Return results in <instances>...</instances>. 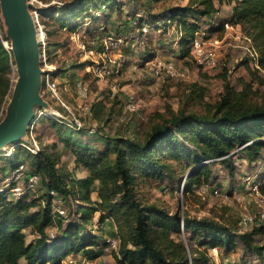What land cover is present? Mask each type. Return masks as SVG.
Wrapping results in <instances>:
<instances>
[{
	"label": "trees",
	"instance_id": "trees-1",
	"mask_svg": "<svg viewBox=\"0 0 264 264\" xmlns=\"http://www.w3.org/2000/svg\"><path fill=\"white\" fill-rule=\"evenodd\" d=\"M129 1L137 2L138 11L147 16L134 15L129 26L141 34L144 26L158 31L173 25L179 55L189 56L191 63L190 46L196 33L210 37L227 23L241 28L257 54L251 75L258 78L255 73H264V0H186L156 13L138 0ZM121 4L120 0H70L40 8L39 17L48 19L42 20L46 27L56 25L72 32L82 15L87 18L91 12L96 22L93 11L120 10ZM223 4L231 5V17L218 23L215 15ZM145 53L146 61L155 56L154 51ZM9 71V57L0 40V102L9 92ZM252 94L251 84L236 90L226 83L219 98L207 104L204 113L185 108L169 110L142 139L98 133L81 141L78 135L92 130L72 129L65 121L48 116L38 118L56 131L57 141L41 144L32 153L28 147L33 144L28 139L27 144H16L5 158L0 183L21 163L29 168L26 177L37 174L39 180L33 190L16 200L8 188L0 191V264H61L71 254L80 262H91L103 254L110 236L117 239V247L112 249L115 264H211L208 248L226 253L239 249L238 263L234 264H264V220L259 221L257 213L250 228L243 229L241 218L171 213L147 202L140 192L153 182L179 191L184 178L183 194H188L215 182L213 164L235 174L236 157L239 161L246 159L252 167L261 165L256 181L264 194V103ZM186 95L188 100L201 102L206 91L193 84ZM67 150L74 171L68 172L63 166ZM77 169L85 175L76 177ZM65 207L67 212L61 215L58 210ZM105 221L113 224V234L105 235V228L101 229ZM181 223L188 233L187 244L175 237L180 234ZM88 225L101 233L96 234Z\"/></svg>",
	"mask_w": 264,
	"mask_h": 264
},
{
	"label": "rangeland",
	"instance_id": "rangeland-1",
	"mask_svg": "<svg viewBox=\"0 0 264 264\" xmlns=\"http://www.w3.org/2000/svg\"><path fill=\"white\" fill-rule=\"evenodd\" d=\"M69 1L29 0V13L39 11L40 8L48 5H59ZM138 1L153 13L159 12L169 5L186 2V0H167L159 3L149 0ZM120 3H122L120 10L115 8L113 10L108 8L92 10L96 22L91 18V12L87 13V18L82 15L78 19L77 27L72 32L63 30L56 25L46 27L42 20L48 19L42 15L39 17L40 26L38 28L43 33L37 31L38 34L45 37L46 41L45 59L40 60V70L53 72V77L59 82L62 100L77 113L83 123L84 130H92L90 133H80L79 140L87 141L98 136V133L142 139L150 132L152 126L159 122L160 115L166 116L169 110L175 112L179 108H185L187 111L204 113L206 105L212 104L219 98L226 83L236 90H241L245 84H251L254 92L253 97L264 103V84L260 83V80H264V73H255L258 78L251 75L250 72L255 70L257 54L253 50L252 42L246 39L241 28L234 26L232 30H226L224 26L222 31L212 34L211 36L219 37L222 40L217 64L211 69H200L191 63L189 56L183 58L179 55L178 37L176 38V30L173 25L158 31L149 28L148 32L143 34L145 43L147 42L146 45L139 47L135 41L142 33L140 34L137 28L130 27L128 23L124 22H129L134 15L136 18L141 14H143L142 16L146 15L138 11L137 2L120 0ZM136 12L140 15L135 14ZM1 17L4 29L7 30L6 19L2 14ZM230 17L231 5L223 4L215 15V21L218 23L227 22ZM102 26L105 28L104 30H100L99 27ZM89 29L91 32H87ZM73 33L77 36L71 38ZM107 37L123 40L120 50L112 52L115 55H121L123 61L118 73L101 78L95 74V71H92V66L95 65L96 60L100 64L106 62V58L101 60L96 54L92 56L88 53V49L100 50L103 40ZM57 43L60 44V47L54 46ZM80 44H83L84 47L82 48ZM146 51L149 53L154 51V57H158L164 63L176 64L179 69L186 70L187 75L184 78L169 77L162 71L159 78L156 79L147 65L145 58L148 53L146 54ZM39 52H42V45H39ZM12 63L15 64L14 60ZM12 63L9 58L10 71L7 76L11 85L8 94L0 102V122L6 116L13 89L19 78L14 68L15 65ZM43 78L42 75L41 82H43ZM80 78L89 88L88 97L83 102L77 99L74 89L75 80ZM193 84L205 88L206 96L201 102L187 99L186 94ZM112 87H115V92ZM39 97L44 106L36 107L37 110L54 109L64 114L57 101L50 98L41 87ZM130 102L136 104L134 110L127 108ZM35 116L32 122L20 131V138L16 142L8 144L0 150V155H2L0 157V179L3 178L2 168L6 164L5 158L11 154L16 144H27L28 139L36 138L40 147L41 144L57 141L56 131L42 118L37 121ZM98 142L100 144V141ZM57 149L62 150V145L57 144ZM62 159L64 168L68 172L74 171L73 159L68 150L64 152ZM234 162L237 166L235 174L230 175L224 167L213 164L211 168L215 182L188 194H183L184 187L180 192L182 182L179 184V191L167 187L164 183L153 182L140 189L141 195L147 202L156 203L171 213L179 212L191 216H208L229 220L241 218L242 226L245 227L243 229H248L260 207L256 205L251 191L244 185V178L249 174L256 179L257 175L261 173L262 167L261 165L252 167L246 159L239 161L236 157ZM75 172L76 177L85 175L80 169ZM0 186H3V183H0ZM214 187L219 189L218 194L212 193ZM64 210L66 213L67 207ZM108 226L110 224L104 222L101 229L108 228ZM87 227L93 229L92 231L96 234L101 233L100 229L97 230L94 225ZM104 230L105 235H108L106 229ZM187 234L184 232L175 237L183 238L187 244V239H185ZM189 245L191 246L192 243ZM208 249L211 254V264L238 263L237 259L241 254L239 249L230 253H226L222 249H216V251ZM89 264H115L112 248L107 245L103 254L99 258L93 259Z\"/></svg>",
	"mask_w": 264,
	"mask_h": 264
},
{
	"label": "built area",
	"instance_id": "built-area-1",
	"mask_svg": "<svg viewBox=\"0 0 264 264\" xmlns=\"http://www.w3.org/2000/svg\"><path fill=\"white\" fill-rule=\"evenodd\" d=\"M29 1V0H28ZM31 16L33 18L36 31L39 30V11H32ZM136 22L133 21V24ZM168 24H170V21H167ZM100 30H104L105 28L99 27ZM226 30H232L233 26L230 24H225ZM149 30V27L144 26L142 28V35L139 36L136 39V44L139 47H142L145 45V39L143 34H146ZM41 30H39L40 32ZM139 31V29H138ZM43 33V32H40ZM77 34L73 33L71 35V38L76 37ZM0 40L2 42V45L7 52V55L9 56L11 63L14 60L13 56V50L10 39L6 35V30L4 29L3 25V19L1 17L0 13ZM38 44L42 45V52L40 53V60L45 59V37L40 36L38 39ZM94 42V41H93ZM123 40L122 39H113L111 37H107L103 40V45L100 50H94L93 48L88 49V53L92 56L95 54L98 56L99 59L103 60L106 58V62L100 64L99 61L96 60L95 65L92 66V71H95V74L98 77L106 78L110 77L115 73H118L120 70V66L122 64L123 58L121 55H115L112 52H115L117 50H120L122 46ZM222 45V40L219 37L210 36L206 37L205 33H196L194 36V39L190 46V55L192 62L198 67L202 69H210L216 65L218 54H219V48ZM44 46V48H43ZM80 46L83 48V44H80ZM15 65V64H13ZM147 65L152 70L153 75L157 78H159L162 71L165 72V74L169 77H182L184 78L187 75L186 70L179 69L176 64L172 62L164 63L162 62L158 57H154L153 59H150L147 61ZM16 66V65H15ZM14 66L15 70L16 67ZM42 71V70H41ZM53 72L51 70L48 71H42L43 75V89L48 94V96L52 99H55L60 106V108L63 110L64 114L60 111L54 110V109H38L35 112V119L40 118L41 116H48L50 118H53L54 120H63L66 122L67 126L71 127L72 129L79 130L83 128V123L80 120L77 113L72 110L61 98L60 94V87L59 82L56 80L55 77H53ZM66 88V86H64ZM74 89L75 93L77 95V99L81 100L82 102L85 101V99L88 97L89 94V88L87 84L80 78L76 79L74 82ZM112 90L115 92V87H112ZM127 108L129 110H134L136 108V104L130 102L127 105ZM32 146L28 147L32 153H36L38 149V143L35 141V139H31ZM28 170V166L24 163L19 164L16 168H14L5 178V181L3 183V186H0V191L4 188H8L9 194L13 199H19L21 198L26 191L33 190L36 186L39 177L37 174H30L28 177H26V171ZM184 180L180 184V192L183 189ZM244 184L245 186L251 191V193L254 196L255 203L260 207V209L257 211V214L259 215L258 220H264V194L260 191L259 188V182L256 181V179L253 178L252 175H245L244 178ZM220 191L218 188H215L212 190L213 194H218ZM54 194V192H51ZM59 213L61 215L65 214V210L59 208ZM251 222V220H249ZM184 227L183 224H180V233H184ZM108 246L112 249H115L117 247V239L115 237H108L107 238ZM216 251V249H213ZM78 260L73 255H68L66 258L62 260L61 264H89L87 260H82L81 262H77Z\"/></svg>",
	"mask_w": 264,
	"mask_h": 264
},
{
	"label": "water",
	"instance_id": "water-1",
	"mask_svg": "<svg viewBox=\"0 0 264 264\" xmlns=\"http://www.w3.org/2000/svg\"><path fill=\"white\" fill-rule=\"evenodd\" d=\"M29 7L28 0H0L19 75L6 116L0 122V150L19 139L20 131L32 122L34 109L44 106L39 97L42 76L39 44Z\"/></svg>",
	"mask_w": 264,
	"mask_h": 264
},
{
	"label": "crops",
	"instance_id": "crops-1",
	"mask_svg": "<svg viewBox=\"0 0 264 264\" xmlns=\"http://www.w3.org/2000/svg\"><path fill=\"white\" fill-rule=\"evenodd\" d=\"M124 23H128V22H124ZM93 197L96 199V192H93ZM95 217V216H94ZM105 223L107 224V223H109L110 224V226H108V228H105L106 229V234H107V232L111 235V234H113L114 233V226H113V224L110 222V221H105Z\"/></svg>",
	"mask_w": 264,
	"mask_h": 264
},
{
	"label": "bare ground",
	"instance_id": "bare-ground-1",
	"mask_svg": "<svg viewBox=\"0 0 264 264\" xmlns=\"http://www.w3.org/2000/svg\"><path fill=\"white\" fill-rule=\"evenodd\" d=\"M42 34H38V31H36V38L38 39Z\"/></svg>",
	"mask_w": 264,
	"mask_h": 264
}]
</instances>
